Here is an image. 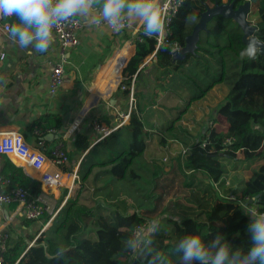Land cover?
<instances>
[{"label": "trees", "instance_id": "16d2710c", "mask_svg": "<svg viewBox=\"0 0 264 264\" xmlns=\"http://www.w3.org/2000/svg\"><path fill=\"white\" fill-rule=\"evenodd\" d=\"M231 1L239 7L248 0ZM222 2L184 0L160 44L157 37L144 35L142 42H134L135 54L123 70L122 84L130 87L146 59L154 56L151 95L145 100L144 92L135 90L132 108L128 102L123 110L129 114L128 122L97 144L93 145L89 135L77 133L71 146H65L71 161L84 156L79 180L66 205L44 232L49 214L37 221L24 220V227H34L36 234L28 231L10 240L3 264H181L182 253L175 251L176 243L183 235L197 232L206 243L219 235L234 248L247 251L250 217L240 202H251L264 213V52H258L254 60L241 58L240 52L247 46L244 31L233 19L217 17L200 34L194 55L173 60L174 50L184 47L191 34L189 20H199ZM252 14L258 17L253 36L264 44V0L253 5ZM4 20L13 22V18ZM140 77L141 72L135 77V86L141 83ZM110 80L117 83L115 77ZM218 85H224L227 94L215 117L226 126L221 130L208 127L203 139L189 147L183 163L180 156H171L168 165L148 159V142L157 138L165 146L163 133L173 131L175 120H181L194 102ZM115 97L128 101L130 91L119 87ZM181 101L185 108L180 107ZM156 105L180 113L173 123L162 126V135L155 133L145 118L148 109ZM96 120L110 129L117 126L109 117ZM63 124L62 115L46 112L31 123L26 139L35 145L39 137L34 131L46 134L62 130ZM239 154L262 165L233 193L235 200L223 199L214 187L225 174L221 159H235ZM2 177L11 183L6 191L21 187L32 199L41 194L40 182L27 177L7 158L3 159ZM68 194L62 189L58 206ZM123 196L127 200H121ZM129 199L136 208L128 206ZM154 222L158 223L155 231L134 235L136 229H151Z\"/></svg>", "mask_w": 264, "mask_h": 264}, {"label": "crops", "instance_id": "0c3cea01", "mask_svg": "<svg viewBox=\"0 0 264 264\" xmlns=\"http://www.w3.org/2000/svg\"><path fill=\"white\" fill-rule=\"evenodd\" d=\"M227 1L223 0L225 3ZM140 24L132 23L123 32H114L106 26L85 24L77 45L66 50L64 54L61 52V43L57 36L46 53L29 56L14 44L8 43L6 35L0 34V38L6 41L3 44L6 57L0 60V132L19 131L29 137L30 125L35 119L46 112L59 113L64 119V124L58 135L65 142L64 145L70 147L72 139L80 132L79 126H84L81 122L87 113L105 103L107 109H115L116 102H113V99L111 101L110 96L120 83L123 64L135 54L133 33ZM61 58L67 61L64 84L59 93L51 97L49 76L52 69L48 62H58ZM114 77L118 84L110 80ZM78 87H81V94L85 96L86 101L78 120L73 122L69 117L68 100ZM130 107L132 108V105ZM120 114H124L123 111ZM94 118L93 124L97 117ZM99 141L100 139L93 145ZM47 142L48 147L58 144L57 138ZM83 158L84 156L72 161L71 164L78 174ZM38 175L37 172H31V176H26L39 182ZM7 187L0 185V191H6ZM53 199L58 206V198ZM12 205L14 204L0 205V232H8L11 240H14L18 235H24L28 231L32 233L35 228L26 229L23 223L26 219L22 210L17 204L12 209Z\"/></svg>", "mask_w": 264, "mask_h": 264}, {"label": "clouds", "instance_id": "9594fccd", "mask_svg": "<svg viewBox=\"0 0 264 264\" xmlns=\"http://www.w3.org/2000/svg\"><path fill=\"white\" fill-rule=\"evenodd\" d=\"M167 4V0H0V19L13 18L7 42L33 56L46 53L55 42V29L73 18L90 26L103 23L114 32L126 23L140 22L144 36L161 37L167 27ZM5 42L0 38V45ZM261 51L264 44L250 37L240 56L254 60ZM248 215L251 245L246 252L222 236L206 243L200 232L190 233L176 243L175 251L182 253L181 264H264V213ZM172 219L180 222L178 217ZM157 227L154 222L151 231Z\"/></svg>", "mask_w": 264, "mask_h": 264}, {"label": "built area", "instance_id": "2783aa9c", "mask_svg": "<svg viewBox=\"0 0 264 264\" xmlns=\"http://www.w3.org/2000/svg\"><path fill=\"white\" fill-rule=\"evenodd\" d=\"M167 2L169 12L165 32H168V26L178 14L184 0H167ZM4 19L5 18L0 19V34L7 36L11 24L5 22ZM129 25L130 24L126 23L119 32L125 31ZM97 26L106 25L101 23ZM84 27L85 24L83 22H81L78 18H73L72 20L64 22L57 29H55V36L59 38L61 43L62 54H64L66 50H69L77 45L80 32ZM142 36L143 27L141 23L134 30L133 41L142 42ZM164 36L165 35L163 34L161 37H157L159 44L161 43ZM4 49V45H2L0 60H4L6 57ZM66 63L67 61L64 58H61V60L58 62H48L50 68L52 69L49 76V95L51 97H55L64 84ZM120 80H122L119 85L121 90L130 91L129 98L132 105V103L135 101V90L133 88L135 87V77L130 87L122 84L124 78ZM119 116V121L114 129L100 128L101 125L96 120L94 121V126H97L95 127L97 130H101L103 133H105L104 136L109 135L110 133H113L118 127L125 124V122L129 119V114H120ZM59 131L61 130H49L46 134L39 131H34V134L39 137V141L35 145L31 141L27 140L26 136L22 132H0V185H5L7 187L11 184L10 180L3 179L2 177V158H7L8 160L14 162V164L22 169L26 175L31 176V172H37L39 174L38 180L41 184V194L36 199H32L31 195L21 187L12 188L9 191H0V205L17 204L22 210L26 220L37 221L47 213L51 216V219L48 223L52 224V221L66 205L69 195L73 191L75 184L78 181V172L72 168V161L68 156V151L65 150V142L58 135ZM49 134L54 135V140L57 138V145L48 147V140H46V136ZM187 151L188 149L183 150V155H186ZM224 182L225 180L214 184L216 191H218L219 195L223 199H229L232 201L235 200V196L233 194L224 197L225 195L221 190H223L225 183L230 184L229 182ZM62 189H67L69 191L68 196L59 206H52L54 197L58 198V200L60 199V196L62 195ZM52 190H60V193L58 191L55 194ZM240 204L247 215L250 213L259 212V209L256 206H251L245 202H240ZM144 231L151 232V229H136L134 231V235L139 237ZM10 240L11 236L8 232H0V264H3L4 262V257Z\"/></svg>", "mask_w": 264, "mask_h": 264}, {"label": "rangeland", "instance_id": "374dc122", "mask_svg": "<svg viewBox=\"0 0 264 264\" xmlns=\"http://www.w3.org/2000/svg\"><path fill=\"white\" fill-rule=\"evenodd\" d=\"M250 22L254 25L258 17L252 14L250 17ZM198 20L190 19L188 32L191 33L195 24H197ZM152 57V56H151ZM150 57V58H151ZM146 62V61H145ZM144 62V63H145ZM149 64V65H148ZM148 66L151 65V61L148 62ZM146 67L141 71V77L139 82V86L133 87L136 91L144 92L145 100L148 98V94L151 95L153 87H154V76L152 67ZM124 70V69H123ZM123 77V71L121 70V79ZM122 80H120L121 83ZM119 83V85H120ZM118 85V87H119ZM224 86V85H222ZM216 86L214 90H211L208 95L200 101L194 102L191 107L185 111L181 115V120H175L174 118L178 117L180 113L172 112L168 107H164L161 109L158 105L152 106L148 109L146 113L147 125L152 127L155 133H161L162 135V126H168L170 123L174 122L175 127L171 132L163 133L165 137L166 145L159 144V139H153L148 142V159H157L160 160L163 165H168V160L172 156H180L181 162L183 163L186 155H183L184 149H189L190 146L195 144L198 141L203 139L204 133L207 128L210 126L217 127L218 130H221L226 126V123L222 124L221 121L217 122V109L218 106L224 101L225 96L227 94V90L224 87ZM117 89L110 96L111 101H115V109H107L105 106L107 104L100 105L99 107L92 109L81 123H84V126H79V133L87 134L91 137L93 143H96L99 139L105 135L101 130H97L93 126L94 117H109L112 120V124L118 118V115L126 109L127 103L130 104V99L127 101V98L123 97H115ZM182 95V97H186L184 93L178 92ZM175 95V93H174ZM70 100L68 103L70 104V112L69 117L74 121L78 120L80 116V112L85 105V96L81 94V87H78L72 95H70ZM184 98L182 99V101ZM180 102V107L185 108V102ZM170 104V102H169ZM94 111V112H93ZM93 112V113H92ZM94 118V119H93ZM93 119V120H92ZM91 121V122H90ZM90 122V125H89ZM100 128H109L108 125L102 123ZM115 131V130H114ZM154 133V134H155ZM221 163L223 164L224 176L222 181L229 182L230 184H224L222 193L225 195L224 197L233 194L234 192L239 191L243 184L252 176L254 170L258 169L262 162L258 160L247 161L244 159L242 154L237 155L235 159L224 158L221 159ZM261 164V165H260ZM191 175V172L187 173ZM79 180V178H78ZM129 189V188H128ZM55 194L60 190H52ZM234 195V194H233ZM54 200V199H53ZM121 200H127V196H123ZM56 206V203L52 201V206ZM128 206L132 209L136 208V205L132 199L128 200ZM32 234L35 235L36 231H32Z\"/></svg>", "mask_w": 264, "mask_h": 264}, {"label": "water", "instance_id": "95a60500", "mask_svg": "<svg viewBox=\"0 0 264 264\" xmlns=\"http://www.w3.org/2000/svg\"><path fill=\"white\" fill-rule=\"evenodd\" d=\"M258 0H248L243 5L236 7L235 2L228 0L226 3L222 2V4L216 5L213 8H209L205 13L201 15L199 18L197 24L193 27V30L190 35L186 37V43L185 46L182 48H179L178 50H174L173 52V60L174 61H183L186 59L188 55H194L197 49V44L199 42L200 34L203 31L207 30V25L215 18L222 17L225 19H233L238 26L244 31V40L246 43H248V40L250 37H254L253 33L255 31V27L253 25H250V22L248 21V17L252 13V7ZM264 52V51H261ZM130 60V59H129ZM128 61H126L123 64L122 71L128 64ZM155 59L153 56L146 59V62L140 67L137 75L144 70L146 65L149 61H152ZM116 132V130H115ZM107 136V135H106ZM104 136V137H106ZM54 138L53 134H49L46 136V140L52 141ZM51 226L50 223H48L42 232L46 231Z\"/></svg>", "mask_w": 264, "mask_h": 264}, {"label": "bare ground", "instance_id": "6f19581e", "mask_svg": "<svg viewBox=\"0 0 264 264\" xmlns=\"http://www.w3.org/2000/svg\"><path fill=\"white\" fill-rule=\"evenodd\" d=\"M250 204L249 205H251V202H249ZM251 206H256V205H251ZM257 207V206H256ZM258 208V207H257ZM260 212V211H259Z\"/></svg>", "mask_w": 264, "mask_h": 264}]
</instances>
